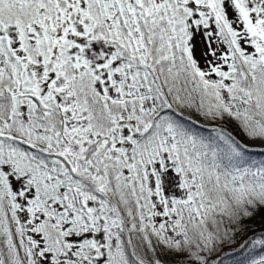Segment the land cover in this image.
<instances>
[{"label":"snow or ice","instance_id":"snow-or-ice-1","mask_svg":"<svg viewBox=\"0 0 264 264\" xmlns=\"http://www.w3.org/2000/svg\"><path fill=\"white\" fill-rule=\"evenodd\" d=\"M254 155L264 0H0V264H264Z\"/></svg>","mask_w":264,"mask_h":264},{"label":"trees","instance_id":"trees-1","mask_svg":"<svg viewBox=\"0 0 264 264\" xmlns=\"http://www.w3.org/2000/svg\"><path fill=\"white\" fill-rule=\"evenodd\" d=\"M262 159H264V156L254 155L252 157V160L257 162ZM254 227L256 230H259V221L254 225ZM250 251V248L241 250V247L236 245L232 248L226 249L221 254V259L223 260V264H246V259Z\"/></svg>","mask_w":264,"mask_h":264}]
</instances>
